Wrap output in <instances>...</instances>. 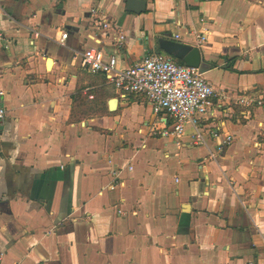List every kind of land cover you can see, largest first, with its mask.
Segmentation results:
<instances>
[{
    "label": "crops",
    "instance_id": "crops-1",
    "mask_svg": "<svg viewBox=\"0 0 264 264\" xmlns=\"http://www.w3.org/2000/svg\"><path fill=\"white\" fill-rule=\"evenodd\" d=\"M145 1L0 0V264H264V107L234 103L264 97V0ZM160 37L200 50L203 143L80 66L87 47L129 66Z\"/></svg>",
    "mask_w": 264,
    "mask_h": 264
},
{
    "label": "built area",
    "instance_id": "built-area-1",
    "mask_svg": "<svg viewBox=\"0 0 264 264\" xmlns=\"http://www.w3.org/2000/svg\"><path fill=\"white\" fill-rule=\"evenodd\" d=\"M90 16L95 29L99 33H111L112 45L122 49L126 41L125 33L108 19L101 18L98 9H92ZM66 37L67 34L61 36L62 39ZM174 38L177 40L179 37L175 35ZM196 41H206L205 34L197 33ZM79 60L81 67L104 75L118 93L142 95L154 114L168 115L172 127L163 131L164 136L180 139L186 127L190 126L194 130L191 136L194 143H203V135L198 129L199 118L211 107L215 93L198 68L177 64L158 52H148L139 61L121 68L114 56L105 58L102 50L94 47H87L80 52ZM234 103L244 108L264 107V97L242 95L234 99ZM4 119L5 110L0 107V123ZM230 140L227 137L226 142Z\"/></svg>",
    "mask_w": 264,
    "mask_h": 264
},
{
    "label": "water",
    "instance_id": "water-1",
    "mask_svg": "<svg viewBox=\"0 0 264 264\" xmlns=\"http://www.w3.org/2000/svg\"><path fill=\"white\" fill-rule=\"evenodd\" d=\"M146 9L145 0H126L125 10L135 14L144 13ZM93 27V26H92ZM95 29V27H93ZM96 30V29H95ZM100 38H112L111 33H105L102 31ZM155 47L159 49V52L164 53L173 61H180L183 65L192 68H199L201 62L200 50L192 45L183 44L173 39H166L163 37L155 39ZM158 52V53H159Z\"/></svg>",
    "mask_w": 264,
    "mask_h": 264
},
{
    "label": "trees",
    "instance_id": "trees-1",
    "mask_svg": "<svg viewBox=\"0 0 264 264\" xmlns=\"http://www.w3.org/2000/svg\"><path fill=\"white\" fill-rule=\"evenodd\" d=\"M176 63H177V64H181V65H182V63H181L180 61H176Z\"/></svg>",
    "mask_w": 264,
    "mask_h": 264
}]
</instances>
